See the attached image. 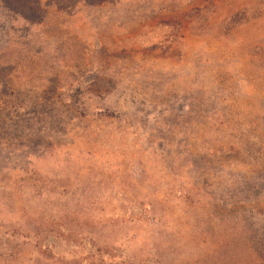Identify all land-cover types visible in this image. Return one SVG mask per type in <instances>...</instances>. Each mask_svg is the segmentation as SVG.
<instances>
[{
    "label": "rangeland",
    "instance_id": "1",
    "mask_svg": "<svg viewBox=\"0 0 264 264\" xmlns=\"http://www.w3.org/2000/svg\"><path fill=\"white\" fill-rule=\"evenodd\" d=\"M0 264H264V0H0Z\"/></svg>",
    "mask_w": 264,
    "mask_h": 264
}]
</instances>
